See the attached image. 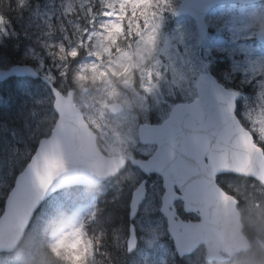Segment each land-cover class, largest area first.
<instances>
[{
    "label": "rangeland",
    "instance_id": "obj_1",
    "mask_svg": "<svg viewBox=\"0 0 264 264\" xmlns=\"http://www.w3.org/2000/svg\"><path fill=\"white\" fill-rule=\"evenodd\" d=\"M104 3L101 13L96 15L95 8L100 3L93 5L91 0H52L48 15L53 17L54 13L73 8L75 5L86 7L92 14L95 25L91 29L83 30L79 38L80 44L87 50V58L80 64L75 74V82L81 92L76 97L79 107L92 109L88 119L94 124L101 134V145L106 151H125L134 147L131 142L135 138V121L139 117H149L150 107L156 111V116L162 118L169 115L171 106L163 97L162 92L152 85L151 79L161 75L162 66L159 59L165 55L170 65L171 74L176 85L187 92L193 89L195 82L202 72V63L197 47V31L191 19L186 17L175 18V32L172 36L163 35V18L156 15L153 0H100ZM234 9V10H233ZM220 8L215 9L211 15L214 34L208 36L203 47V57L212 54L213 51L225 53L231 60L234 71H240L254 82L256 90L255 106H251L249 93L244 95L242 105L238 113L242 120L258 132L264 141V48L255 47L250 41L254 25H264V8ZM237 9V10H236ZM128 11L137 18L128 20L129 29L137 31V40L131 49L118 51L115 56L113 44L117 34L122 33L125 25V17ZM210 17L208 16V20ZM216 30H222L218 32ZM160 40H162L160 42ZM171 40L179 41L185 56L181 58L177 45ZM160 42V43H159ZM163 44V45H161ZM259 44V43H258ZM260 45V44H259ZM104 56L111 60L104 61ZM210 62L209 60H207ZM163 64V60H162ZM211 64V62H210ZM139 74L140 82L144 88L150 91L148 95L138 93L133 87V77ZM47 88L41 83H31L30 80L18 83L14 90H6L5 95L0 91V114L5 113L4 108L14 106L21 121V125L6 122L0 117V194L6 193L5 187H10V179L14 176L16 167L23 166L28 158V153L33 149V143L39 137L47 134L53 125V109L51 104L53 98ZM167 94L171 93V85L166 84ZM112 102H121L124 111L117 115H107L104 108ZM3 106V107H1ZM142 107V110L139 108ZM159 108L157 111L156 109ZM162 112V113H161ZM147 153L148 148H139ZM74 153L64 154L61 162L75 164ZM81 173H88L86 161L80 160ZM137 174L130 173L114 183L123 184L134 182ZM129 179V181H127ZM260 186V185H259ZM108 187L107 185L105 188ZM260 188H262L260 186ZM260 192L262 190L258 189ZM88 189H81L76 194H66L57 200L54 207L68 206L70 210V221L66 227L53 239L52 246L56 253H72V244L77 243V221L83 214L90 212L95 204V196ZM159 186L156 184L152 189L145 210L149 214L146 220L139 219L140 226L148 229L146 242L148 246L154 245L156 233L162 231L161 219L156 224L153 215L156 214ZM263 193V192H262ZM261 193V194H262ZM245 208L255 212L252 202L245 197ZM47 203L44 205L46 207ZM160 204V198L158 205ZM40 215V214H39ZM38 215V216H39ZM37 216V217H38ZM253 228L264 225V218L259 214L248 216ZM72 226L70 229L69 226ZM155 225V227H153ZM44 229L38 221L24 248L13 258L12 264H45L48 256L44 249L45 242L42 238ZM151 253H142L141 260H151ZM257 261L264 260L260 255H255ZM200 253L193 258L197 263ZM170 259H174L171 256ZM137 260V262H139ZM194 263V264H195ZM157 264H163L159 262Z\"/></svg>",
    "mask_w": 264,
    "mask_h": 264
},
{
    "label": "water",
    "instance_id": "obj_2",
    "mask_svg": "<svg viewBox=\"0 0 264 264\" xmlns=\"http://www.w3.org/2000/svg\"><path fill=\"white\" fill-rule=\"evenodd\" d=\"M230 0H185L177 15L188 13L198 23L200 45L208 32L206 15L218 3ZM235 1V0H234ZM252 2L254 0H241ZM264 40V30L260 31ZM202 84L207 91L192 106L177 105L172 116L162 126L144 125L141 138L152 139L158 146L150 160V168L164 177L163 211L169 220V231L180 256L191 253L200 244L206 247L207 261L223 260L221 252L234 254L250 248V241L242 233L244 227L238 199L227 193L218 183L217 176L235 173L253 177L264 185V150L255 143L254 136L236 115V101L240 94L226 89L209 72L205 64ZM13 75L37 77L33 67L15 65L10 70H0V80ZM55 92H57L55 90ZM118 109L117 105L114 106ZM56 109L60 120L49 139H43L29 168L18 175L10 193L13 198H26L38 205L50 193L68 184H91L104 180L124 163L108 162L99 151L96 134L85 125L81 112L69 98L58 94ZM141 126V127H144ZM74 153L75 164L66 165L60 158ZM95 173L82 175L80 160ZM109 164V167L106 166ZM97 168L100 172H96ZM33 170L31 173L29 170ZM107 173V174H106ZM29 185L33 189H23ZM177 184L183 195L186 212H199L196 221H176V210L170 209L181 198L175 194ZM174 192V195H173ZM143 197V189L135 193L134 203ZM182 229V232L179 231Z\"/></svg>",
    "mask_w": 264,
    "mask_h": 264
},
{
    "label": "trees",
    "instance_id": "obj_3",
    "mask_svg": "<svg viewBox=\"0 0 264 264\" xmlns=\"http://www.w3.org/2000/svg\"><path fill=\"white\" fill-rule=\"evenodd\" d=\"M157 1L161 3V0ZM49 2L50 0H0V63H31L43 73H49L56 64L57 70L64 68L71 79L84 52L70 49L77 42L73 28L69 25L71 18L62 16L56 18L53 23L46 20L45 9L49 8ZM82 21L84 22L85 18H82ZM132 42L133 38H127L121 46L129 47ZM214 72L220 77L218 71ZM226 73L227 85L240 91H249L247 81L241 78L240 74L232 73L229 65ZM254 96L255 92H251L252 101ZM225 176H231L236 186L228 185L224 180ZM225 176L221 182L222 186L241 199V191L244 188L241 182L244 177ZM244 180L250 182L249 179ZM113 193V190L100 193L93 218H84L80 226L83 238L90 243V255L97 264L106 260L113 264H123L126 261L124 252L115 248V245L128 233L130 197L118 191L121 196L113 199ZM256 200L262 203L263 196ZM107 245L112 247L110 251L106 250ZM259 263L256 257H249L244 264ZM168 264L181 263L175 257L173 260L169 259Z\"/></svg>",
    "mask_w": 264,
    "mask_h": 264
},
{
    "label": "flooded vegetation",
    "instance_id": "obj_4",
    "mask_svg": "<svg viewBox=\"0 0 264 264\" xmlns=\"http://www.w3.org/2000/svg\"><path fill=\"white\" fill-rule=\"evenodd\" d=\"M192 219H195L196 217L194 215L191 216ZM187 261V259H185Z\"/></svg>",
    "mask_w": 264,
    "mask_h": 264
},
{
    "label": "clouds",
    "instance_id": "obj_5",
    "mask_svg": "<svg viewBox=\"0 0 264 264\" xmlns=\"http://www.w3.org/2000/svg\"><path fill=\"white\" fill-rule=\"evenodd\" d=\"M260 264H264V260H261Z\"/></svg>",
    "mask_w": 264,
    "mask_h": 264
},
{
    "label": "bare ground",
    "instance_id": "obj_6",
    "mask_svg": "<svg viewBox=\"0 0 264 264\" xmlns=\"http://www.w3.org/2000/svg\"><path fill=\"white\" fill-rule=\"evenodd\" d=\"M23 210H24V208H23ZM24 211H26V210H24ZM264 217V216H263ZM175 258V257H174ZM137 260H139V259H137ZM260 262V261H259ZM260 264V263H259Z\"/></svg>",
    "mask_w": 264,
    "mask_h": 264
}]
</instances>
